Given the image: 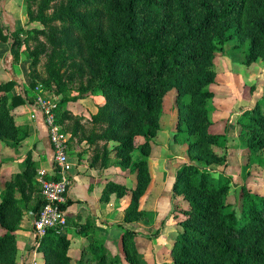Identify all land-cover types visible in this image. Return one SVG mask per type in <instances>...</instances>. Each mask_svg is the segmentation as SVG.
<instances>
[{
    "label": "trees",
    "instance_id": "1",
    "mask_svg": "<svg viewBox=\"0 0 264 264\" xmlns=\"http://www.w3.org/2000/svg\"><path fill=\"white\" fill-rule=\"evenodd\" d=\"M52 1L56 3L49 13L46 10ZM39 10L33 19L55 22L50 27L64 41L44 63L47 76L42 82L63 93L66 84L60 69L68 59L81 55L87 66L82 92L105 98L91 116L105 129L92 134L90 141H114L112 152L132 173L136 170L133 189L123 182L107 181L101 193L104 199L110 192L122 195L129 188L132 198L125 220L135 212L145 184L146 154L161 131L164 97L175 91L174 136L185 140L192 159L174 169L169 210L161 226L151 235L124 228L122 247L129 264H142L131 256L137 254L133 236L160 238L170 219L176 233L166 244L169 264H264V193L242 186L239 210L228 200L232 179L214 167L228 166V153L220 154L213 146L225 140L227 148L230 125H225L223 133H211V109L205 105L213 96L207 87L214 83L216 53L223 52L228 41L237 39L245 45L246 63L258 59L264 63V0H42ZM35 32L22 27L0 28V40L9 44L12 67L20 60L21 46ZM30 58L28 67L38 66V52ZM35 85L33 80L28 90L14 71L13 78L0 81V143L10 149L28 136L16 123L14 111L21 105L36 111L39 89L35 91ZM15 87L17 92H13ZM66 100L64 96L57 100L56 119L61 128L60 107ZM237 124L249 157L264 150V85L255 103L241 108ZM136 135L145 154L132 162ZM25 160L27 168L0 186V264L16 263L22 214L30 210L36 218L44 204L34 179L35 163L29 156ZM3 164L0 159V170ZM179 196L182 209L175 204ZM68 247L62 232L49 229L37 249L42 264H70ZM31 250L32 246L24 264ZM103 254H95L98 262ZM112 261L120 262L119 256Z\"/></svg>",
    "mask_w": 264,
    "mask_h": 264
},
{
    "label": "rangeland",
    "instance_id": "2",
    "mask_svg": "<svg viewBox=\"0 0 264 264\" xmlns=\"http://www.w3.org/2000/svg\"><path fill=\"white\" fill-rule=\"evenodd\" d=\"M11 2L18 5L20 11H14L11 15L6 14V20L3 21H8L11 28L35 29L36 32L31 40L24 42L21 46L20 60L13 67L10 65L9 46H5V50H0V81L13 78L14 71L18 77L21 76V81L28 90L31 91L30 82L35 80V91L37 89L42 90V94H49L56 100L64 96L67 100L60 107V115L63 119L62 128L68 134L71 133V129L80 130L86 144L93 145L94 155L100 158L98 164L104 167L103 170H105L103 172L106 176L103 182H123L133 189L137 182L136 170L132 173L130 167L124 166L120 162V157L112 152L116 143L96 138L90 141L92 134L102 132L105 129L104 124H95L91 119L92 114L96 113L98 106L104 103L105 98L104 96L88 95L82 92V84L87 79L86 62L83 61L81 55H78L70 58V60L68 59L67 63L61 67L60 74L66 84L63 93L57 92L53 85L46 87L42 82L47 76L43 71L44 63L49 60L52 50L59 48V44L63 45L64 41L59 38L61 34L50 27V25L54 26L55 22L45 24L33 19L40 12L39 6L42 0H14V2ZM55 3L56 1H52L50 3L51 7L46 11L50 13ZM0 25L2 24L0 23ZM1 27L3 29V26ZM6 48L9 49L6 50ZM35 51L38 52L40 61L38 66L30 68L28 67V62L31 59L30 54ZM244 53L245 45H241L237 39L228 41L224 46V51L216 53L213 67L215 73L214 83L207 87V90L211 91L213 96L205 104L211 109L209 113L211 122L209 131L211 133H223L225 125H230L229 137L226 143L227 148L225 140H221L218 142L219 144L213 146L220 154L225 151L228 153V166L214 165V167L230 175L232 185L227 197L230 202L235 203L237 210L240 208V189L242 186L250 188L253 193H255L254 191L264 193V150L249 157L244 141L238 134L239 126L237 124L241 108L253 105L261 94L264 85V63L260 59L255 63H246ZM74 63L75 65H72ZM13 92H17V87L13 89ZM174 95L175 91L171 90L164 97L161 131L155 137L154 144H151L149 153L146 154L145 184L138 195L135 212L131 213L132 217L127 220L124 218L126 208L132 198L129 188L122 195H118L117 191H113L104 198L105 204L107 203L109 206L106 222L114 220L113 216L116 214L117 218H120L118 221L121 224L115 223L113 230H108L111 233L108 232L107 238H96L94 242L90 243V246L88 244L89 251L98 254V257L104 253L102 261L97 262L96 260L97 264H129L124 258L122 247L124 228H131L135 232L140 231L141 234L151 235L161 226V221L169 210V193L174 169L181 162H189L192 159L187 151L185 140L176 139L174 136L176 121ZM14 113L16 114V123L27 131L30 130L29 124L32 120L34 122V119L41 117L39 113L35 114V110L24 105L15 109ZM32 114L35 116L33 117ZM139 140L140 137L136 135L134 137V148L131 152L132 162L139 160L145 154L140 148ZM24 141L26 139L13 149L0 143V159L5 161L7 158L6 162H8L13 160L12 158H16L21 150L26 151L27 143H24ZM4 170V167L0 170V177H2L0 186L7 177ZM175 204L178 209L184 207L180 196L175 199ZM23 215L19 223L20 228L21 225H24ZM173 222L172 219L168 220L162 229L160 238H145L142 235L133 236L137 254H131L132 258L136 257L142 264H169L170 257L168 245L166 244L173 241L176 233L175 223ZM31 233H33L32 230ZM67 233L73 237L83 236L82 232L73 229ZM21 235L20 233L17 234L18 251L15 264H24V255L29 248L26 242L28 234L22 235V238ZM85 241L88 242V238H85ZM128 242H130L129 239ZM38 253L42 264V253L39 250ZM116 255L119 256L120 262L112 261ZM84 262L85 264H96L95 260L89 257Z\"/></svg>",
    "mask_w": 264,
    "mask_h": 264
},
{
    "label": "crops",
    "instance_id": "3",
    "mask_svg": "<svg viewBox=\"0 0 264 264\" xmlns=\"http://www.w3.org/2000/svg\"><path fill=\"white\" fill-rule=\"evenodd\" d=\"M11 1L14 2V0H0V23L2 24L0 28H2L1 26H3V28L4 26L11 28L8 21H3L6 20L5 15H11L14 11H20L19 6ZM21 4L19 5L22 7ZM5 46H9V44L0 41V50H5ZM8 49L6 48V50ZM19 78L22 80L21 76H19ZM29 127L28 136L26 141H24V143H27L26 151L21 150L16 158H12L13 160L10 158L11 161H4L2 168L4 167V173L7 177L5 176L6 179L2 182L1 187L7 180H10L15 173H21L27 168V162L25 160L27 156L30 157L36 166L34 179H36L37 172L41 169H45L46 175L51 177L54 169L52 152L42 118H36L34 122L32 120ZM81 135L80 130L78 131L75 129H71V133L68 134V156L73 164V168L72 182L67 193V201L64 207L67 216V224L65 228H63L62 233L69 241L67 255L70 258V264H76V262L77 264H85L84 261L88 257L93 258L96 262L97 257L95 253L89 251L88 244L90 246V243L94 242L96 238H107L108 232L111 233L110 231L113 230L115 223H118V219H120L114 214V220L106 222L108 219L109 206L107 203L105 204L104 199L101 198L102 190L106 184L103 182L106 176L105 172H103L105 170H103L104 167L98 164L100 158L94 155L93 145L89 143L86 144V140ZM1 179L2 177H0V180ZM23 214L24 225H21L18 233L23 236L28 234L26 242L30 247L33 241V233H31V230L34 218L30 210H26ZM71 229L82 232L83 236L73 237L70 234L68 235L67 232ZM109 229L111 230L108 231ZM85 238H88L89 241H85Z\"/></svg>",
    "mask_w": 264,
    "mask_h": 264
},
{
    "label": "built area",
    "instance_id": "4",
    "mask_svg": "<svg viewBox=\"0 0 264 264\" xmlns=\"http://www.w3.org/2000/svg\"><path fill=\"white\" fill-rule=\"evenodd\" d=\"M38 90L36 101L39 113L47 131V137L51 146L53 172L51 177L46 175V170L37 172V182L40 193L44 198V204L36 218L32 222L33 241L32 250L26 264H41L38 246L49 229L62 232L67 224V216L64 205L67 201V193L72 182L73 164L68 156V134L65 133L56 119L57 100L49 94H42ZM34 117L35 115L32 114Z\"/></svg>",
    "mask_w": 264,
    "mask_h": 264
}]
</instances>
